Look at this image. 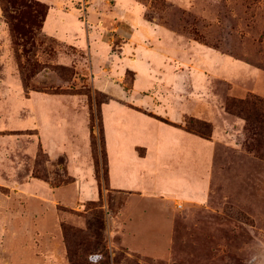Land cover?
<instances>
[{
    "label": "rangeland",
    "instance_id": "rangeland-1",
    "mask_svg": "<svg viewBox=\"0 0 264 264\" xmlns=\"http://www.w3.org/2000/svg\"><path fill=\"white\" fill-rule=\"evenodd\" d=\"M128 108L205 157L133 161ZM0 264H264V0H0Z\"/></svg>",
    "mask_w": 264,
    "mask_h": 264
},
{
    "label": "crops",
    "instance_id": "crops-1",
    "mask_svg": "<svg viewBox=\"0 0 264 264\" xmlns=\"http://www.w3.org/2000/svg\"><path fill=\"white\" fill-rule=\"evenodd\" d=\"M107 105V104H106ZM104 105V106H106ZM130 109V108H128ZM133 110V109H130ZM136 113L142 115V117L140 118V120H142V125L144 124V122L146 121L147 125L149 127H153L155 130H150V128L146 127L143 128L142 126H131L128 127L129 131H133L135 134V137L139 138L142 137L145 140L142 141H138L136 140L135 143L131 144V146L129 147V150L131 151V157H133V161H142V160H147L149 158H152L153 156H158L160 159L159 161H165L167 158L171 160H175L176 157L181 156L183 157L182 161L184 162L183 165H181L180 163L176 164L177 168L180 167H184L182 172H191L190 170V158L192 156V154L194 153L193 156H197L198 159L200 158H204L206 155V151L203 147H201V140L198 139L197 137L186 133L180 129H174L166 124H163L155 119H153L152 117H149L143 113H140L136 110H133ZM155 132L154 134H151ZM139 148H143L145 149V153L144 156H141L139 154ZM67 154V153H66ZM212 152H209V156L210 159L212 157ZM69 157V156H68ZM208 160L209 157L207 156ZM69 165H68V169L69 172L71 174H74L75 176L79 175V173H73L70 169V164H71V160L72 158L69 157ZM158 160V158H157ZM139 163V162H136ZM200 163V162H197ZM197 169L200 168L199 164ZM206 165V163H205ZM203 164V168L205 167V169L208 171V165L205 166ZM137 167V166H134ZM167 169L170 167V165H166ZM136 169V168H135ZM196 169V167H195ZM113 170V164L110 163L109 160V181L112 185L113 188L118 189V190H122V191H127V192H132V193H140V194H149L152 197L153 196H159L158 198L163 199L165 196H170L171 195H175V194H180L183 193L184 197L186 200H195V201H204L205 200V196H206V187H207V179L206 177L205 180H203L202 182H198L195 183L197 181L194 180L193 185L194 186H199V194H197L198 192H195L193 190H191L192 186H188V184H186V182L183 179H161V180H155V181H151L154 179L155 176H152L151 180H150V184L151 185H157L162 187V189H165L167 186H169L170 184L177 186L178 190L176 192H169V191H158V192H142L138 189V185L137 183L138 180H140L141 176L139 177L138 175V171L134 170V171H130L131 176H133V180H135V184L134 185H130L129 186H119L116 185L115 183H113V179L111 177V172ZM180 170V169H177ZM146 173H149L150 170H146ZM172 177L176 174H174V171H172V173L169 175ZM138 179V180H137ZM199 180V179H198ZM154 194V195H153ZM80 195L82 196V192H80Z\"/></svg>",
    "mask_w": 264,
    "mask_h": 264
},
{
    "label": "trees",
    "instance_id": "trees-1",
    "mask_svg": "<svg viewBox=\"0 0 264 264\" xmlns=\"http://www.w3.org/2000/svg\"><path fill=\"white\" fill-rule=\"evenodd\" d=\"M94 145H95V150H96V152H97L95 163H96V167H97V169L99 170V169H100V159H99V157H98V145H97L96 143H94ZM104 146H105V139H104ZM106 166H107V165H106ZM99 182H100V181H99Z\"/></svg>",
    "mask_w": 264,
    "mask_h": 264
}]
</instances>
